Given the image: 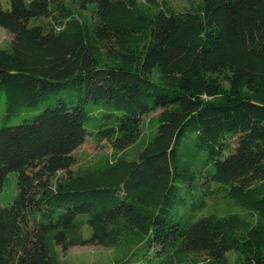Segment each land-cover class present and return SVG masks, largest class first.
<instances>
[{
  "label": "trees",
  "instance_id": "trees-1",
  "mask_svg": "<svg viewBox=\"0 0 264 264\" xmlns=\"http://www.w3.org/2000/svg\"><path fill=\"white\" fill-rule=\"evenodd\" d=\"M0 27V264H264V0H0ZM88 137L114 152L73 171Z\"/></svg>",
  "mask_w": 264,
  "mask_h": 264
},
{
  "label": "rangeland",
  "instance_id": "rangeland-1",
  "mask_svg": "<svg viewBox=\"0 0 264 264\" xmlns=\"http://www.w3.org/2000/svg\"><path fill=\"white\" fill-rule=\"evenodd\" d=\"M169 3L176 11H182L189 8L191 5H197L200 0H168ZM6 2V0H5ZM75 10L79 9L81 0H66ZM7 4V3H6ZM34 22V21H33ZM32 22V23H33ZM46 20H38L39 24H46ZM14 37L7 32L4 28L0 27V49L9 48L13 43ZM151 133L149 130L144 132V139H148ZM114 152L112 143L108 140L96 141L93 137H88L86 142L74 151L73 155L76 159V164L72 166V170L76 171L79 168L87 167L95 163L102 156H109ZM129 155L133 154L131 149H128ZM63 174H65L63 172ZM17 195V176L11 174L7 181L6 187L0 195V204L8 205L13 201ZM212 203L210 202L209 209L206 210L201 217L207 216L212 213ZM62 258L71 262V264H107L114 260V250L107 249L101 245L88 244L84 246H76L70 248L67 252H64L60 248ZM237 255L232 253L229 255L230 264H235Z\"/></svg>",
  "mask_w": 264,
  "mask_h": 264
}]
</instances>
